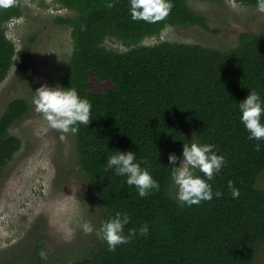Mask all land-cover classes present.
<instances>
[{"label":"trees","instance_id":"16d2710c","mask_svg":"<svg viewBox=\"0 0 264 264\" xmlns=\"http://www.w3.org/2000/svg\"><path fill=\"white\" fill-rule=\"evenodd\" d=\"M234 1L256 5V0ZM22 2L0 6V85L14 68L17 46L7 31L13 20L26 16ZM173 5L166 18L152 23L132 20L129 0H52L46 5L68 13L56 22L71 30L73 40L61 87L76 88L91 104L89 124L79 125L73 137L78 165L103 209L95 227L119 211L130 218L125 232L138 231L145 222L150 230L147 237L137 235L115 251H108L93 233L94 249L84 248L88 255L71 264H257L264 252V189L258 186L264 141L255 150L256 141L248 139L237 107L251 89L264 99V38L242 33L238 44L226 51L171 41L143 45L169 26L211 31L208 18L188 0H173ZM108 41L127 50H114ZM31 58L28 52L19 65L22 77L30 72ZM92 77L113 89L91 91ZM30 111L29 100L16 99L0 118V176L22 148L12 129ZM192 140L215 145L226 165L209 181L222 196L189 207L175 199L168 156L174 153L179 166L183 144ZM116 150L136 153L159 190L141 198L124 177L115 175L107 158ZM196 175L203 174L197 170ZM229 181L239 189L237 198ZM42 245L39 237L38 264Z\"/></svg>","mask_w":264,"mask_h":264},{"label":"rangeland","instance_id":"374dc122","mask_svg":"<svg viewBox=\"0 0 264 264\" xmlns=\"http://www.w3.org/2000/svg\"><path fill=\"white\" fill-rule=\"evenodd\" d=\"M22 1L26 16L8 25L7 34L17 46V56L10 75L0 85V118L16 99L29 100L31 111L12 129L22 140V148L0 176V264H38L35 243L39 237L43 240L41 250L47 254L42 264H71L88 255L84 248L93 250L96 246V239L90 241L92 234L85 235L79 224L89 220L95 226L102 220L103 209L78 165L73 135L64 134L61 140V133L47 125L32 103L33 92L41 84L61 86L66 75L73 40L71 30L56 20L68 13L46 7L52 0ZM188 2L208 18L211 31L169 26L143 45L171 41L226 51L238 44L242 33L253 32L264 38V14L257 12L256 6L234 0ZM108 45L127 50L117 42L108 41ZM28 52L32 57L30 72L22 77L18 68ZM90 89L102 93L113 85L92 77ZM258 183L264 189V173ZM257 264H264V252Z\"/></svg>","mask_w":264,"mask_h":264},{"label":"clouds","instance_id":"9594fccd","mask_svg":"<svg viewBox=\"0 0 264 264\" xmlns=\"http://www.w3.org/2000/svg\"><path fill=\"white\" fill-rule=\"evenodd\" d=\"M11 3L12 0H0V6L8 7ZM173 6V0H129V12L134 21H160L169 15ZM255 6L257 12L264 14V0H256ZM32 103L47 125L61 133V140L65 139L64 134L77 135L79 125L87 126L90 122L91 104L74 87L41 84L33 92ZM237 107L248 139L255 140V150L260 151V142L264 141V99L258 91L251 89L246 98L237 103ZM181 156L183 159L179 161V166H175L179 158L174 153L168 156L169 164L173 165L170 169V181L176 189L175 199L190 207L199 205L202 201H211L214 196L221 197L222 193L213 192L209 183L226 165L225 157L218 155L215 145L192 140L183 144ZM142 163L144 161H138L136 153L132 151L116 150L107 158V166L113 169L114 174L124 177L126 185L134 186L138 196L144 198L152 191H158L160 185L148 169L141 166ZM197 170L203 175H196ZM228 188L233 198L240 195L232 181L228 182ZM129 222L128 213L118 211L109 215L98 228L89 220L80 223L79 228L85 235L94 233L107 244L108 251H115L117 246L129 243L137 235H149V225L146 222L138 231L130 228L125 232ZM37 255L42 260H47L44 250H40Z\"/></svg>","mask_w":264,"mask_h":264}]
</instances>
